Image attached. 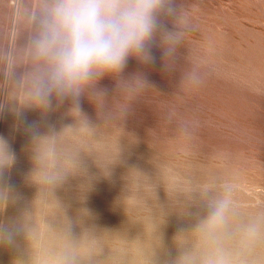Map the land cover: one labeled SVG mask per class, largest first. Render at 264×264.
<instances>
[{"label": "rangeland", "instance_id": "1", "mask_svg": "<svg viewBox=\"0 0 264 264\" xmlns=\"http://www.w3.org/2000/svg\"><path fill=\"white\" fill-rule=\"evenodd\" d=\"M28 2L0 0V48L15 45ZM183 4L196 29L176 67L165 71L158 49L154 65L130 59L123 75L142 73L155 92L135 102L122 124L101 126L85 137L93 155L85 159V174L57 189L59 203L49 198L32 205L38 223L62 222L65 216L77 236L90 232L89 246L100 264H164L175 255L178 229L191 222L182 214L179 194L209 175L233 181L244 208L264 207V0ZM187 65L200 69L202 87L179 89ZM114 86L111 78L99 85L109 99ZM81 106L98 122L93 103L82 97ZM66 111L67 105L47 120L32 110L22 119L7 109L0 112V137L15 155L5 180L19 197L0 219L18 216L38 191L28 180L33 167L29 125L45 130L51 123L59 130L71 123ZM166 112L175 113L173 122L162 118ZM176 119L188 123L191 135L181 134ZM18 242L20 251L0 245V264H14L26 252V242Z\"/></svg>", "mask_w": 264, "mask_h": 264}, {"label": "clouds", "instance_id": "2", "mask_svg": "<svg viewBox=\"0 0 264 264\" xmlns=\"http://www.w3.org/2000/svg\"><path fill=\"white\" fill-rule=\"evenodd\" d=\"M195 29L183 0H29L25 5L15 45L0 48V112L7 109L22 119L32 110L47 120L67 105L71 123L59 130L51 123L45 130L37 123L27 129L33 163L28 180L38 191L18 216L0 219V245L20 251L18 238L26 242L14 264H100L89 246L90 232L77 236L65 216L62 222L38 223L32 205L49 198L58 202L57 189L86 172L85 159L93 154L85 137L101 126L122 124L135 102L155 92L142 73L123 75L129 60L154 65L158 49L163 69L171 71ZM105 78L115 81L111 99L99 87ZM203 83L200 69L187 65L179 89ZM82 97L96 106L98 122L82 111ZM174 117V112L162 114L169 122ZM175 122L181 134L191 135L187 122ZM14 162L0 137V215L19 199L5 180ZM236 190L219 175L190 182L179 196L191 222L178 229L175 255L164 264H264V207L244 208Z\"/></svg>", "mask_w": 264, "mask_h": 264}]
</instances>
